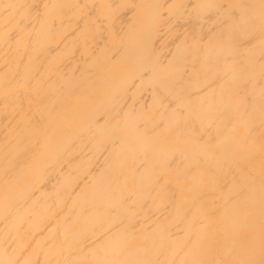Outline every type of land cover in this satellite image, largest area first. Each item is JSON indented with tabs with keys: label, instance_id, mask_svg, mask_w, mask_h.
Segmentation results:
<instances>
[{
	"label": "bare ground",
	"instance_id": "1",
	"mask_svg": "<svg viewBox=\"0 0 264 264\" xmlns=\"http://www.w3.org/2000/svg\"><path fill=\"white\" fill-rule=\"evenodd\" d=\"M0 264H264V0H0Z\"/></svg>",
	"mask_w": 264,
	"mask_h": 264
}]
</instances>
